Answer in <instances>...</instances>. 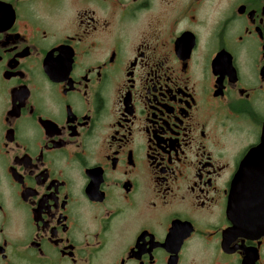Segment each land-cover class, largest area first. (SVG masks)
<instances>
[{
    "label": "flooded vegetation",
    "instance_id": "flooded-vegetation-1",
    "mask_svg": "<svg viewBox=\"0 0 264 264\" xmlns=\"http://www.w3.org/2000/svg\"><path fill=\"white\" fill-rule=\"evenodd\" d=\"M0 264H264V0H0Z\"/></svg>",
    "mask_w": 264,
    "mask_h": 264
},
{
    "label": "water",
    "instance_id": "water-1",
    "mask_svg": "<svg viewBox=\"0 0 264 264\" xmlns=\"http://www.w3.org/2000/svg\"><path fill=\"white\" fill-rule=\"evenodd\" d=\"M237 195H240V194H239V191H237ZM238 200H239V199H238ZM239 203H240V201H239Z\"/></svg>",
    "mask_w": 264,
    "mask_h": 264
}]
</instances>
